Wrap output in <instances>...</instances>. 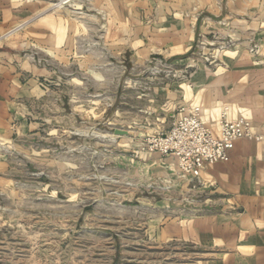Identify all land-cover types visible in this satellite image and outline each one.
I'll use <instances>...</instances> for the list:
<instances>
[{
  "label": "crops",
  "instance_id": "0c3cea01",
  "mask_svg": "<svg viewBox=\"0 0 264 264\" xmlns=\"http://www.w3.org/2000/svg\"><path fill=\"white\" fill-rule=\"evenodd\" d=\"M50 5L0 0V185L14 152L28 162L45 139H62V123L77 136L79 119L106 122L137 184L164 195L165 210L148 222L153 246L197 250L213 264H264V0H102L101 17H87L84 31L43 16ZM127 59L137 74H152L159 60L183 75L160 86L149 78L144 93L139 82L128 103ZM91 105L101 111L79 114ZM182 107L215 136L227 107L229 120L249 121L262 139L234 141L229 160L206 166L192 189L175 158L140 151Z\"/></svg>",
  "mask_w": 264,
  "mask_h": 264
},
{
  "label": "rangeland",
  "instance_id": "374dc122",
  "mask_svg": "<svg viewBox=\"0 0 264 264\" xmlns=\"http://www.w3.org/2000/svg\"><path fill=\"white\" fill-rule=\"evenodd\" d=\"M46 1L51 7L43 16L56 13L67 25L77 21L83 31L87 17H101L102 0ZM149 65L152 74H137L127 59L128 103L139 82L144 93L154 84L149 78L157 77L160 86L167 75H183L164 61ZM100 107L82 106L79 114ZM93 124L79 119L77 136H71V123H62V139H45L28 162L14 152L8 181L0 185V264H213L197 250L150 243L148 222L165 210L164 195L139 186L118 158L121 150L108 137V123Z\"/></svg>",
  "mask_w": 264,
  "mask_h": 264
},
{
  "label": "built area",
  "instance_id": "2783aa9c",
  "mask_svg": "<svg viewBox=\"0 0 264 264\" xmlns=\"http://www.w3.org/2000/svg\"><path fill=\"white\" fill-rule=\"evenodd\" d=\"M205 45V39H201L198 44L201 52L205 50ZM254 48H251V51ZM227 113V107L221 110L217 123L218 134L215 136L211 129L204 125L197 110L182 107L168 130L157 131L144 138L140 151L175 158L180 178L189 179L191 188L195 189L206 166L229 160L234 141L262 139L253 132L249 121H231Z\"/></svg>",
  "mask_w": 264,
  "mask_h": 264
},
{
  "label": "water",
  "instance_id": "95a60500",
  "mask_svg": "<svg viewBox=\"0 0 264 264\" xmlns=\"http://www.w3.org/2000/svg\"><path fill=\"white\" fill-rule=\"evenodd\" d=\"M117 134H122V133H117Z\"/></svg>",
  "mask_w": 264,
  "mask_h": 264
}]
</instances>
